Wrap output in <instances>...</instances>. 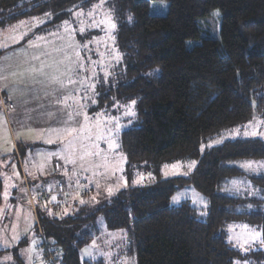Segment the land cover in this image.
<instances>
[{
    "label": "trees",
    "instance_id": "1",
    "mask_svg": "<svg viewBox=\"0 0 264 264\" xmlns=\"http://www.w3.org/2000/svg\"><path fill=\"white\" fill-rule=\"evenodd\" d=\"M98 1L0 0V16L16 21L42 14L54 25ZM113 4L123 76L106 92L97 86L98 104L89 112L135 101L136 120L119 133L124 170L131 180L134 166L145 167L154 182L121 190L90 214L85 203L73 216L39 212L37 233L59 249V264H105L80 257L95 234L82 230L98 217L108 229L127 232L131 240L123 252L135 264H264V249L242 253L227 236L235 222L264 229V172L249 175L239 166L264 160V141L244 137L204 145L264 115V0ZM153 5H162L163 13L154 12ZM213 12L220 15L217 37H202L200 23ZM185 157L195 162L187 176L159 177L161 163ZM235 178L248 180L253 196L235 192L230 185ZM185 186L206 198L205 220L188 202L170 204L174 191Z\"/></svg>",
    "mask_w": 264,
    "mask_h": 264
},
{
    "label": "rangeland",
    "instance_id": "2",
    "mask_svg": "<svg viewBox=\"0 0 264 264\" xmlns=\"http://www.w3.org/2000/svg\"><path fill=\"white\" fill-rule=\"evenodd\" d=\"M162 7L153 5L152 9L163 13ZM114 11L113 0H99L88 8L68 12L54 25L42 14L16 21L0 16V264H47V253L44 257L38 249L42 237L37 234L29 185L43 193L62 186L66 190L64 196L78 192H74L75 188L81 190L79 195L88 192L83 203L88 212L84 213L90 214L109 203L119 191L154 182L153 171L145 167L134 166L131 180L124 170L119 133L136 120L132 102L115 103L108 111L89 112L98 104L97 86L101 85L99 89L106 92L123 76L116 27L112 29L107 23L110 17L116 25ZM219 25L220 15L213 12L200 23L202 37L216 38ZM2 104L7 110H3ZM244 137L264 141V115L255 116L241 128L209 138L204 145L211 147L226 139ZM193 162L189 157L165 161L159 167V177L187 176ZM245 162H252L251 168L240 167L245 173L264 172V160L242 161L239 166ZM230 185L244 197L253 196L252 185L244 178H235ZM77 194L70 198L81 199ZM46 195L43 202L48 200ZM52 198L49 203L55 202ZM33 200L36 206L37 199ZM182 202L195 207L205 220L207 200L202 194L191 186L177 188L170 204ZM75 207L71 214L68 205L55 214L73 216ZM75 211L81 210L77 207ZM82 231L95 234L80 250L81 259L135 264L123 252L131 240L124 230H110L98 217L95 224ZM227 236L230 245L242 253L257 247L264 249V229L246 222L228 226ZM55 262L59 264L57 259Z\"/></svg>",
    "mask_w": 264,
    "mask_h": 264
},
{
    "label": "crops",
    "instance_id": "3",
    "mask_svg": "<svg viewBox=\"0 0 264 264\" xmlns=\"http://www.w3.org/2000/svg\"><path fill=\"white\" fill-rule=\"evenodd\" d=\"M77 70H73V72L75 73ZM7 106V105H6ZM8 108L10 107L11 108V106H7ZM2 108H3V110H7L4 106H3V104H2ZM65 184H67V185H70L69 183H65ZM75 188V187H74ZM66 191V190H65ZM64 188L62 187V186H58L57 188H56V190H54V191H47L46 193H43L41 190H39L38 188L36 189H31V187H30V185H29V189H28V194H29V197H30V201H31V203H32V206H33V209H34V213H35V217H36V225H38V210H39V208H37V207H40L41 208V206H40V204L42 205V209H40V211L39 212H42V213H46V215H48V216H52V215H54V216H56V214H55V212H56V210H58L60 207H62V206H69V210H68V213H72V210L74 209V206L75 205H78V204H83L81 201H85L86 200V198H85V195H86V193H88V192H83L84 190H82V192H83V194H81V195H79V194H77V193H80V191L81 190H77L76 188L74 189V192L75 191H78V192H76L75 194L74 193H71V194H68V195H65L64 196ZM45 194H47L46 195V198L48 199L47 201L45 200V202H43V200L42 199H44L45 197H44V195ZM77 194V197H79V198H81V199H77V198H70V196H74V195H76ZM44 197V198H43ZM52 197H55L56 199H55V202H51V203H49V201H51V199L50 198H52ZM33 199H37L36 201V206H35V202H32V201H35V200H33ZM76 200V201H75ZM68 202V203H67ZM45 204L47 205V204H53V205H58V208H56V209H54V208H48L47 206H45ZM77 207L78 206H76L75 207V210H77ZM73 208V209H72ZM75 210H74V212H75ZM57 217V216H56ZM36 230H37V226H36ZM37 232H38V230H37ZM38 234V233H37Z\"/></svg>",
    "mask_w": 264,
    "mask_h": 264
},
{
    "label": "built area",
    "instance_id": "4",
    "mask_svg": "<svg viewBox=\"0 0 264 264\" xmlns=\"http://www.w3.org/2000/svg\"><path fill=\"white\" fill-rule=\"evenodd\" d=\"M41 235V239L38 241V249L43 253L45 257V252L47 253V259L45 258L47 264H58L56 263V259L59 261L60 258L59 252L57 248L53 246V244L47 240L41 232L38 233Z\"/></svg>",
    "mask_w": 264,
    "mask_h": 264
},
{
    "label": "snow or ice",
    "instance_id": "5",
    "mask_svg": "<svg viewBox=\"0 0 264 264\" xmlns=\"http://www.w3.org/2000/svg\"><path fill=\"white\" fill-rule=\"evenodd\" d=\"M107 23L109 24V26L114 29L116 27V25L114 23L111 22V18L109 17L108 20H107ZM77 56H79V53H77ZM132 104L134 105L135 104V101H132ZM130 115H134L133 112H129ZM85 119L87 120L88 117L85 116ZM65 131H75V129H65ZM238 131V130H237ZM245 135H248L247 132H245ZM253 135H255V133H253ZM195 162H193V165H194ZM41 169H43V164L40 165ZM167 167V166H166ZM173 167H176V166H173ZM240 167H243V168H251L252 167V162H245V163H242L240 165ZM261 167H264V165H261ZM235 183V182H234ZM111 191V190H109ZM5 196H7V192H5ZM53 200H55V197L52 198ZM173 201L174 202H178V198L177 197H173ZM83 203V201H81ZM244 227L245 229H247V225H244L242 226ZM257 236L261 235L260 233H256ZM262 243H264V240L261 241ZM85 252H87V250H85ZM7 259H11V257H7Z\"/></svg>",
    "mask_w": 264,
    "mask_h": 264
}]
</instances>
